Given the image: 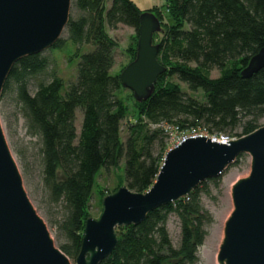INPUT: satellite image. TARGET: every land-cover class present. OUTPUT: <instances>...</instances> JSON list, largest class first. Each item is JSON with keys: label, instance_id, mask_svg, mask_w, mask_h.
Masks as SVG:
<instances>
[{"label": "trees", "instance_id": "16d2710c", "mask_svg": "<svg viewBox=\"0 0 264 264\" xmlns=\"http://www.w3.org/2000/svg\"><path fill=\"white\" fill-rule=\"evenodd\" d=\"M71 7L77 15H70L67 38L76 45H93L81 56L76 80L65 89L54 60L40 53L14 64L4 91L15 88L29 129L41 138L45 183L52 199L65 208L56 222L59 246L73 258L81 249L94 194L98 191L101 204L105 196L100 188L94 192L102 169L115 168L124 158L125 183L132 191L146 192L154 184L167 153L168 134L162 125L227 135L240 128L238 138L263 126L264 67L249 78L242 70L264 48V0H168L167 15L157 5L148 10L162 23L155 39L161 36L158 59L167 69L143 102L126 92L121 72H112L118 43L107 27L135 29L136 42L128 48L132 61L144 11L133 0H72ZM214 69L218 77L211 76ZM182 83L191 91L202 89L204 98L188 93ZM128 98L136 118H131ZM220 178L153 210L138 225L118 228V245L101 264L198 263L199 247L213 223L201 198L210 193V183L219 187ZM171 214L181 222L178 246L167 228Z\"/></svg>", "mask_w": 264, "mask_h": 264}, {"label": "water", "instance_id": "95a60500", "mask_svg": "<svg viewBox=\"0 0 264 264\" xmlns=\"http://www.w3.org/2000/svg\"><path fill=\"white\" fill-rule=\"evenodd\" d=\"M71 6L72 0H0V99L16 62L43 53L62 38ZM162 31L156 14H141L136 57L120 74L138 102L151 97L166 72L155 43V34ZM263 67L264 48L242 76L249 78ZM243 154L251 156V171L232 186L234 209L225 224L218 264H264V125L227 142L205 135L188 138L166 153L148 191L123 186L106 195L101 216L86 221L75 264H101L118 245V228L138 225L153 210L186 198L204 181L222 176ZM0 264H71L30 200L1 119Z\"/></svg>", "mask_w": 264, "mask_h": 264}, {"label": "rangeland", "instance_id": "374dc122", "mask_svg": "<svg viewBox=\"0 0 264 264\" xmlns=\"http://www.w3.org/2000/svg\"><path fill=\"white\" fill-rule=\"evenodd\" d=\"M133 1L144 12L157 5L162 8L164 13H166V4L168 0ZM72 14L76 16L77 12L71 7L70 15ZM107 30L118 43L115 54V65L112 72L119 73L133 61H131V58L128 55V48L136 42V31L134 28L122 24H120L116 29L107 27ZM67 36L66 31H64L62 38L66 39ZM160 39L161 36L156 38L155 43H157V41L159 43ZM92 49L93 45L91 44L76 45L67 38L60 47L50 48L44 51L43 56L47 57L52 62L54 60L57 74L63 78L65 82V89H67V86L76 80L78 64L81 56ZM211 76L218 77L219 71L217 69L212 70ZM182 87L191 95H194L199 99L204 98L202 89L198 91H191L184 83H182ZM128 91L130 90L127 89L126 92ZM127 94L125 93V95ZM127 103L130 108L131 118H136L138 114L135 110L133 101L128 98ZM0 119L7 143L18 164L22 174L24 186L30 200L40 216L45 220L52 236L55 239L56 245L59 246L61 242L57 238L56 222L63 218L65 208L62 201H54L50 195V190L44 180L41 138L29 129L22 104L18 100L13 86L6 91L3 90L0 99ZM81 123L82 113L78 110L76 117V127L78 133L81 128ZM126 123L127 120H125L122 124L123 140L126 139L127 135ZM260 123L264 125V117L261 118ZM240 133L241 129L239 128L229 134V136L233 140L238 138L235 134L239 135ZM210 135H208L209 138H211ZM172 147V140L168 136L167 152ZM250 171L251 156L249 154H243L239 161L234 163L221 176L219 180V187L210 183L208 185L210 193L202 195V205L213 216V223L207 227L208 234L203 245L199 247V261L196 264H218V254L220 245L224 238L225 224L234 209L232 186L240 178L247 177ZM229 176H232L231 184H227L225 181ZM97 182L98 187H95L94 192H96L97 188H100L104 191L105 196L118 191V189L123 186H127L125 183V159L122 158L120 164L115 168L102 169L97 177ZM102 212L103 201L101 204L99 193L97 191L91 201L90 217L98 219ZM167 228L173 244L178 246L180 241L181 222L176 214H171L169 216ZM75 259L76 257L70 258L71 264H75Z\"/></svg>", "mask_w": 264, "mask_h": 264}, {"label": "built area", "instance_id": "2783aa9c", "mask_svg": "<svg viewBox=\"0 0 264 264\" xmlns=\"http://www.w3.org/2000/svg\"><path fill=\"white\" fill-rule=\"evenodd\" d=\"M168 136L171 138L173 147L174 148L176 145L180 144L182 141L191 138V137H196L199 135H205L208 136L210 135L205 129H200V128H192L189 130H181L179 127L174 126V125H162ZM212 140L214 141H219V142H227L229 140H232L231 137L227 134H213L210 135Z\"/></svg>", "mask_w": 264, "mask_h": 264}, {"label": "bare ground", "instance_id": "6f19581e", "mask_svg": "<svg viewBox=\"0 0 264 264\" xmlns=\"http://www.w3.org/2000/svg\"><path fill=\"white\" fill-rule=\"evenodd\" d=\"M225 181H226L227 184H231L232 176H229Z\"/></svg>", "mask_w": 264, "mask_h": 264}]
</instances>
